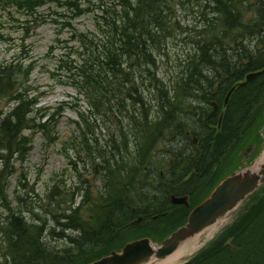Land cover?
<instances>
[{
  "label": "trees",
  "instance_id": "trees-1",
  "mask_svg": "<svg viewBox=\"0 0 264 264\" xmlns=\"http://www.w3.org/2000/svg\"><path fill=\"white\" fill-rule=\"evenodd\" d=\"M47 1L0 0V10L12 9L5 12V16L15 22H19V19L15 17L13 10L25 17V23H37L38 9ZM67 1V11L72 12L74 9L78 14L75 17L93 15L95 22L94 31L78 34L80 51L71 54L67 60L62 58L60 63V68L67 72L79 95L85 98L88 105V114L80 113V120L76 122L79 134L70 140L72 143L79 142L91 164L101 160L100 170L93 167L92 172L96 177L103 174L108 179L103 186L107 200L101 198L97 210L91 205V217L85 221L78 217L77 209L71 213H66L67 209H64L63 214L55 215L47 212L48 205L43 203L41 209L44 217L38 216L37 222L28 218L33 214V203L25 202L24 194L18 192L22 188L20 184L15 192V199L11 200L7 193L10 180L16 172L14 166L18 161H26L33 144V138L27 132L41 133L46 144L56 143L58 140L54 137V130L57 115H39L40 110L35 109L39 97L33 92L29 81L34 70L32 63H0V264H89L112 250L121 249L130 239L151 237L157 240L154 228L139 233L140 235H133L130 231L131 222L140 214L147 219L159 216L156 223L170 222L172 227L163 230L165 234L184 224L188 210L172 206L168 192L157 193V190L163 188L165 179L161 178L160 186L155 185L156 188L148 181H156V177L150 172L156 145L151 138L162 137L161 143L166 146L170 142L173 147L169 148L170 153L175 156L176 165H181L178 167L180 177L174 179L178 182L172 183L170 190L177 195L188 194L197 203L242 165L239 154L248 145L259 142L258 129L264 121V103H261L264 97H245L242 108L234 106V98L221 130L212 127L214 121L200 111L210 107V101L220 100L211 89L213 81L205 78L211 62L205 54L208 49L215 52L216 43L208 42L204 37L202 39L205 42L200 39L195 41V54L182 64L174 85L179 86L186 97L172 96L169 89H166L168 86L158 80L156 72H153L154 58L165 42L161 24H166V10H172L170 1L100 0L97 10L86 4L89 0ZM206 1L216 7L224 6L214 11L225 15L224 26L228 30L238 27L244 21L246 11L226 9L223 0ZM230 1L238 3L241 0ZM262 3L264 0L257 1L252 7L246 6V0L243 3L245 8H251L254 14L260 16L256 18L259 29L264 22V9L261 13L257 8ZM3 17L0 16V47L3 40L8 38L3 33ZM167 25L166 31L171 34L174 25ZM259 45L258 43L256 47ZM216 54L215 62L221 58L230 68L225 57L220 53ZM263 54L264 49L261 50L260 57ZM250 65L257 67L259 64L250 60V64L245 65L244 69ZM243 74L241 72L237 79L229 82L242 79ZM223 87L222 84L220 89ZM145 90L153 94V97H159L155 99L157 105L154 111L152 107L146 108ZM176 104L177 110L174 109ZM127 111H130V115ZM148 112L152 113L153 120ZM233 112L235 114L231 115ZM126 115L133 133L129 131L125 134L120 131L108 138L107 146H102L98 137V127H102L100 122L107 126L115 118L123 121ZM45 116L48 118L43 121ZM187 132H192L191 136ZM195 136L200 139L197 148L193 142ZM131 137L132 143L134 140L136 142L137 155L135 158L131 155V166L124 169L116 162L117 144L112 142L118 141L119 144L127 145L126 149H130ZM79 145L65 147L68 152L76 151V156L73 157L75 160L82 150ZM182 146L192 149L187 152L188 156L179 153ZM189 175L190 180L187 181L186 177ZM150 188L156 189L155 195L151 196ZM76 189L80 188L77 186ZM87 191L88 187L84 189V198L87 197ZM50 199L55 198L53 196ZM167 212L169 215L165 216ZM50 215L55 224L58 223V227H48ZM94 216L96 222L93 226L89 221ZM66 229L74 230L77 235H68L65 233ZM45 233L66 242V246L60 249L50 244ZM130 235L131 238L122 239ZM163 237L158 236L159 239ZM188 264H264V187L251 197L245 213Z\"/></svg>",
  "mask_w": 264,
  "mask_h": 264
},
{
  "label": "rangeland",
  "instance_id": "rangeland-1",
  "mask_svg": "<svg viewBox=\"0 0 264 264\" xmlns=\"http://www.w3.org/2000/svg\"><path fill=\"white\" fill-rule=\"evenodd\" d=\"M101 1L108 2L109 0ZM168 1L172 4V11L175 15L174 23L177 22L178 26L175 24L176 27L174 26L172 28L170 37L168 35L162 47L155 53V67H153V72H156L158 80H162L164 85L168 86L166 89H169L172 96L186 97L182 93L181 88L174 85V80L178 76L180 70H182L181 63L183 64L194 52L192 41H197L196 39L205 37V32L202 31L207 28H212V26H207L211 22L215 20L219 21V26L215 32L209 34L208 37H210V35L211 37L217 35L223 37V39H217L225 41V45H227L226 43L228 42L232 43L231 51L236 49V42L239 40L250 38L264 39L261 30L257 27L258 23H256V18L258 19L260 16L254 14L251 8L243 10V12L246 11L247 13L244 21L240 25L238 24V27L228 30L223 27V17L220 16L219 13L212 11L210 9V4H207L210 2L206 0ZM257 1L260 0H250L247 2L246 6L252 7ZM67 2V0H48L43 7L38 9L39 18L37 23L29 21L26 22L28 25L24 22L25 17L22 14L13 10L15 17L19 19V22H15L8 16H5L6 13L12 11V9L8 11L0 10V16H4L2 18L4 22L3 33L8 36V38L1 43L0 63L8 62L12 64L18 61L25 62L26 65L32 63L34 70L29 81L33 92L39 97L35 109L40 110L39 115H49L52 113L57 115L55 116L57 123L54 130V137L58 140L56 143L46 144L45 137L41 133L27 132V134L31 135L33 138V144L26 161L23 163L22 161H20V163L18 161V163L15 164L14 168L16 172L10 180L7 193L11 200L15 199V192L18 189L19 183L21 182L24 185L21 189L19 188L18 192L24 194L23 196L26 199L25 202L29 204L33 203V214L28 216V218L34 222L38 221V216L44 217L41 209L43 203L48 205L46 211L54 213L55 215L63 214L64 209H67L66 213H71L73 210L77 209L78 217L85 221L90 219L92 214L91 211L93 210L92 207L97 210V207L100 206L101 198L107 200L106 195H103V186L108 179L104 178L103 174L96 178V175L92 173V168H96V165L99 166L101 160H96L95 163L91 165L86 152L81 148L79 142L72 143L70 140L75 137V135L79 134L76 122L80 120V113L88 114V105L85 98L79 95L72 83L73 80L69 78L67 72L60 68V63L62 58L67 60L71 54L80 51L81 46L78 34L89 30L91 32L94 31L95 22L94 16L90 14L75 17L78 14H76L74 9L72 12L66 10ZM99 3L100 0H89L86 2L88 6L93 7V10H97ZM200 4L203 6L200 7ZM202 9L207 11L206 16L202 15ZM196 24L198 26L196 32L199 33L200 37H197V33L193 32V26ZM223 30H226V33L221 35ZM162 35L164 36V34ZM163 36H161V38ZM262 42L263 44H261ZM258 43L260 45L258 47L253 46V49L257 50V48H259L263 50L264 41L254 44L258 45ZM253 55L255 56V54ZM225 59L228 61L227 57H225ZM257 59L261 61L262 58L258 57ZM214 72L218 74L215 77L213 88H211L212 90L214 88L219 89V87L215 85L216 81L224 76V74L220 76V72L216 70ZM243 80L244 78L242 77V79L238 81L241 82ZM227 84L228 85L217 92V97L223 99L221 103H223L227 94L234 86L233 83ZM236 86H240V83L236 84ZM174 87L176 90H174ZM156 98L159 99V97ZM156 98L147 90L144 91V100L147 103V109H149L148 107H152V111H154V107L157 105V102H155ZM261 103H264V98ZM234 106L238 107V103L236 102ZM182 107H184V105ZM239 107L242 108L241 106ZM174 109H178V104H176ZM127 114L130 115V111H127ZM47 118L48 117L45 116L43 121ZM100 123L102 127H98V130H100L98 132V137L102 146H107L108 138L113 134L117 135L120 131L125 134L129 131H131V134L133 133L127 115L123 117V121L119 120V118H115L113 121L108 122L107 126L104 125V122ZM100 123L98 122L97 124L101 125ZM151 141L156 145H154L155 147L153 146V161L150 164V166H152L150 172L152 176L156 177L160 175L165 179L163 190L168 188L171 189L170 183L168 182L169 177L167 173L163 172L169 170L168 164L164 163L162 166V163L164 158L166 160L165 162L172 160L168 150L173 147L170 145V142H166L167 146L161 143V141H163L162 137L159 138L156 136L151 138ZM112 144H117L115 151L116 162L120 164V167L128 169L131 166L130 162H132L133 158L137 155L135 140L132 143V137L130 138V149H126L127 145L123 143L119 144L118 141L115 142V140ZM76 145H79L78 147L82 149L77 161L73 158L76 156V151L72 150L68 152L66 150L68 146L75 147ZM259 154L261 157L264 154V136L262 137V143L259 147ZM79 174L81 177L78 176ZM143 180H145V178H143ZM80 181H84L85 184H83V186L80 185ZM148 181L152 182L154 185L157 184L152 179ZM88 183L87 197L84 198L82 189H85ZM77 185L81 187V189H76ZM159 186L160 184L158 187ZM153 187L155 188V186ZM150 190L152 189L150 188ZM163 190L159 189L157 193L160 194ZM152 195H155L153 190L151 191V196ZM53 196L55 199H50ZM191 201L193 205L198 202L194 199ZM245 211L246 206L229 214L227 224L221 227L202 248L205 247L204 249H207L217 238L222 236L226 230L245 213ZM63 222H65V220H63ZM95 222L96 216L89 221L93 226ZM169 223L170 222L156 223L151 220V222H145L137 226L131 225L132 229L130 231H132L133 235H140L142 232L154 228L155 232H157V240H159V235L165 237L168 234H165L163 230L171 229L172 225ZM47 224L48 227H57L52 215L49 216ZM65 233L73 236L77 235V232L70 229H66ZM131 236L132 235L126 236L122 239L127 240L131 238ZM57 239L58 238L55 236L51 237L46 234V240L50 244L53 243L52 245L55 244L60 247L66 246V242Z\"/></svg>",
  "mask_w": 264,
  "mask_h": 264
},
{
  "label": "bare ground",
  "instance_id": "bare-ground-1",
  "mask_svg": "<svg viewBox=\"0 0 264 264\" xmlns=\"http://www.w3.org/2000/svg\"><path fill=\"white\" fill-rule=\"evenodd\" d=\"M223 1L225 2V8L226 9L237 8L241 12L246 9L244 4H243L244 0H241L238 3H235L234 1H230V0H223ZM246 2H248V0H246ZM207 4H210V9L212 11H214L218 8H224V6H222V5L216 7V5L213 3H207ZM199 6L202 7L203 5L200 4ZM263 9H264V3H262L261 7L257 8L258 12H261V13H263ZM206 14H207V11L203 10L202 15L206 16ZM219 15L223 17V22H222L223 27L225 29H228L227 27L224 26L225 15H221L220 13H219ZM233 15H235V14H233ZM166 17H168V18H166ZM169 19H171L172 22H170ZM174 20H175V15L173 14V11L172 10H166V12L164 13V21L166 24H161V26L165 32V34H164L165 40L168 37V35H169V37L171 35L169 32L166 31V29L168 27L167 23L170 25L173 24L174 26L176 24L178 26V23L177 22L174 23ZM207 26H212V28H207L203 31L201 30L202 32H205L204 39H206L208 42L211 41L212 43H216L217 50L215 52H214V50H212L210 52L209 49L206 51L205 55H206L207 59L210 60L211 62H210L209 68L205 72V78H207L210 81H213V83H214L215 77L218 74V73L214 72L215 70L220 72V74H219L220 76L222 74H224L223 77L219 78L216 81V83L218 84V87L220 89V86L222 84L225 86V84H227L229 81H232L233 79H237V76H240L241 72H242V74L244 73L243 74L244 80L242 81L240 86L235 87L233 89V92L228 96V100L232 101L235 98L234 102H238V101L243 100L245 97H250V96L256 94L258 89L264 85V67H263V65H264V54L261 57L262 58L261 61H258L257 58L260 57L261 50L259 48H257V50H254L253 44L257 43V42L264 41V39L263 38H257V39L250 38V39L239 40L236 42L237 43L235 46L236 49L232 48L233 50L231 51V44L232 43L228 42V43H226L227 45H225V41L221 40V39H223V37H220L219 35L212 36V37L210 35V37H208L209 34H211L212 32H215V30L219 26V21L215 20V21L211 22L210 24H208ZM197 28H198L197 24L195 26H193V29H194L193 32L197 33V35H196L197 37H200L199 33L196 32ZM260 30L262 32V36H264V22H262L260 24ZM225 33H226V30H223L221 35L225 34ZM217 38H221V39H217ZM199 39H200V41L205 42V40H203L201 38H199ZM199 39H196V40H199ZM192 43H193V48H194L193 49L194 52L192 55H194L196 52V44H195L194 40L192 41ZM225 47H226V49H225ZM211 53H213V55ZM216 53H220L222 55V57L228 58V62L231 65L230 68L227 67V64L225 62H222L221 58H219L215 62L214 55H217ZM253 54H255V56ZM250 60L256 61V63L259 65L257 67L250 65L248 68L244 69L245 65L250 64ZM181 65H182V63H181ZM256 69H258V70H256ZM220 70H222V71H220ZM253 74H258V77L253 79V80H248V76L249 75L251 76ZM219 89L214 88L213 93L217 94ZM238 95H240V96H238ZM225 101L226 100H224L223 103ZM223 103H221V100H218L216 102V104L218 106H221ZM200 111L202 112V110H200ZM234 114H235V112H233L231 115H234ZM148 115L151 116L152 113L149 112ZM256 169H259V166H257ZM227 222H228V218H224L223 220H219V222H217L216 224L206 228L205 230L201 231L200 233H197L193 237H190L187 240H185L184 242H182L180 247L173 254L168 256L167 258L160 260L156 263L152 262L150 264H181V263L185 262L191 256H193L205 243H207L218 232V230L221 227H223L225 224H227ZM56 225L58 227V223H56ZM57 247H59L60 249H63V247H60V246H57Z\"/></svg>",
  "mask_w": 264,
  "mask_h": 264
},
{
  "label": "water",
  "instance_id": "water-1",
  "mask_svg": "<svg viewBox=\"0 0 264 264\" xmlns=\"http://www.w3.org/2000/svg\"><path fill=\"white\" fill-rule=\"evenodd\" d=\"M257 77L258 74L249 75L248 80ZM263 133L264 124L259 131L260 135ZM250 151L251 149L246 155ZM255 167L235 172L223 180L212 194L190 213L187 223L166 238L158 248L153 246L150 238H143L129 242L121 251H113L91 264H150L167 258L180 247L182 242L222 220L264 185V163L259 169ZM188 200V196H172L175 204L189 206ZM142 221L143 218H140L134 223L138 224Z\"/></svg>",
  "mask_w": 264,
  "mask_h": 264
}]
</instances>
